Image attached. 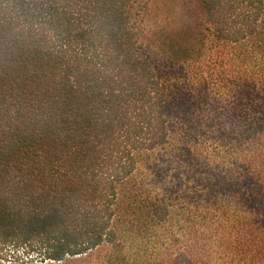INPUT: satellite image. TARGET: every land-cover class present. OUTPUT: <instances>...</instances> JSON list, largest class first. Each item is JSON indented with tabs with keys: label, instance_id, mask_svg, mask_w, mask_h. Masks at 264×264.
Masks as SVG:
<instances>
[{
	"label": "trees",
	"instance_id": "trees-1",
	"mask_svg": "<svg viewBox=\"0 0 264 264\" xmlns=\"http://www.w3.org/2000/svg\"><path fill=\"white\" fill-rule=\"evenodd\" d=\"M151 2L0 0V246L29 262L264 264V0H183L179 35ZM183 84L232 107L205 139Z\"/></svg>",
	"mask_w": 264,
	"mask_h": 264
},
{
	"label": "rangeland",
	"instance_id": "rangeland-1",
	"mask_svg": "<svg viewBox=\"0 0 264 264\" xmlns=\"http://www.w3.org/2000/svg\"><path fill=\"white\" fill-rule=\"evenodd\" d=\"M150 19L153 23L162 24L166 28V32L171 35H179L181 29L186 27L184 24L188 23L190 25L189 18L183 8V0H152ZM150 58L153 66L162 76H181L179 67L167 57L151 52ZM172 93L171 125L174 128L183 127L190 137H199L200 140L205 139L210 135V130L207 128L208 123L205 124L207 117L217 111L225 116L231 114L232 111V107L211 104L210 110L202 111L200 108L208 104L207 97L203 92H200V94L194 93L185 84L174 88ZM202 177H206L205 172ZM12 251V248L10 251L8 248L0 246V264H37L36 258L29 262L22 255V250L16 253Z\"/></svg>",
	"mask_w": 264,
	"mask_h": 264
}]
</instances>
